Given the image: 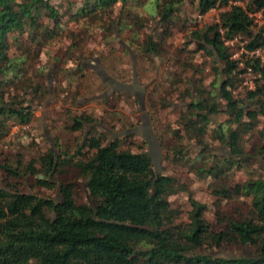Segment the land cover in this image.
<instances>
[{
	"label": "trees",
	"instance_id": "trees-1",
	"mask_svg": "<svg viewBox=\"0 0 264 264\" xmlns=\"http://www.w3.org/2000/svg\"><path fill=\"white\" fill-rule=\"evenodd\" d=\"M52 1L0 0V141L43 105L49 89L38 56L57 37L79 51L65 58L57 51L50 59L53 73L70 83L82 76L80 42L93 29L106 35L128 31L122 46L129 57L133 47L136 79V64L165 53L178 30L185 38L175 50L173 71L163 75L160 92L153 87L155 97L147 94L146 107L157 115L180 105L177 117L162 123L164 137L153 133L161 160L208 180L213 220L221 228L211 229L202 216L206 207L184 183L162 168L156 175L148 155L132 153L130 144L120 147L132 135L110 139L105 129L114 132L113 126L89 113L66 111V132L85 131L82 141L72 136L70 143L55 144L27 162L0 150V264H264V177L228 183L233 170L264 159V128L257 144L248 153L243 149L264 122V62L254 55L264 50V24L254 22L256 13L264 22V0H197L198 16L219 10L211 24L179 18L182 0H68L63 13ZM242 37L244 54L232 59L226 43ZM198 54L212 63L208 87L202 65L193 64ZM246 72L252 87L234 97ZM217 115L225 120L215 122ZM207 137L229 157L214 154ZM25 188L54 189L59 198ZM178 193L187 194V212L169 202Z\"/></svg>",
	"mask_w": 264,
	"mask_h": 264
},
{
	"label": "rangeland",
	"instance_id": "rangeland-1",
	"mask_svg": "<svg viewBox=\"0 0 264 264\" xmlns=\"http://www.w3.org/2000/svg\"><path fill=\"white\" fill-rule=\"evenodd\" d=\"M68 0H53L55 6L59 7V12L63 13ZM70 2L79 3L82 0H69ZM247 0H244L246 2ZM197 0L190 3L189 0H182L177 5V16L181 19H194L196 23L211 24L215 22L218 9H211L203 16L197 15ZM67 17H61V22H66ZM45 22V19H42ZM254 22L256 26L264 24L261 19L260 13L254 14ZM68 29L74 30L76 27L70 22ZM146 27V31L150 29ZM257 28H253L255 31ZM11 35V34H10ZM9 35V36H10ZM129 38L128 31L122 34H101L98 30L93 29L90 35H85L80 42L83 46V54L80 55L81 59L79 64L84 70L80 79L65 82L59 78L58 72L53 73L51 66V57L58 51H61L63 58L66 52H71L74 56L79 55L77 49H73L72 43L68 40L62 41L60 37L56 38L49 46L41 50L38 56V65L43 66V74L45 75L44 85L49 89L45 101L42 106H35L33 108L32 117L28 124L23 126H11L6 137L0 141V150L9 154H20L24 162L37 158L39 155L44 154L49 148L55 149L56 145L67 144L73 139L79 142L83 140L85 131L78 132L73 135L68 134L64 128L69 121L67 120L66 111L70 116L85 112L91 114L96 120H102L109 125L113 126L114 133L122 132L127 128H136V134H132L124 141L120 142L122 149L129 148L132 153L144 152L145 154H157L159 169L164 170L166 175H170L184 183L187 187L191 197L203 204L206 208L203 212V218L210 224L211 229L214 231L219 230L221 227L213 220V200L208 187V180H198L193 173H189L185 168L173 169L167 163H162L163 152L159 148L148 147L142 137L148 133L152 128L153 133L158 136L164 137V126L162 123L177 117L179 113V104L167 111H161L155 115L151 113L146 107V96L152 93L153 87L157 86V92L161 91V87L165 85L163 75L172 72V61L175 58L176 48H180L185 38L184 34L176 30L172 33L171 39H168L167 45L171 48L165 49V53H160L159 56L153 57L150 61H140L136 64V81L138 85L132 83V63L127 52L123 48V44L127 45ZM241 39V40H239ZM245 37L235 38L226 44L230 47L232 52L231 58L238 59L240 54L244 51L241 49ZM133 47L130 48L132 50ZM129 50V51H130ZM13 52V48L10 49ZM91 54L92 56H89ZM244 54V53H243ZM256 54V55H255ZM262 62H264V50L254 53ZM184 55L179 57L183 59ZM193 62L194 66L201 64L203 71V85H207L213 81V72L211 71L212 63L209 59L199 57ZM97 65V70H92V67ZM242 66L241 64L239 65ZM188 72V76L191 75ZM196 75L195 77H198ZM113 78L117 82L123 84L122 90L117 96L111 98L113 91V83L107 78ZM241 83L237 86L236 90L232 92L234 97L242 98L243 89H250L252 87V76L249 72L241 75ZM125 93V94H124ZM103 101H107L104 104ZM160 121H156L158 118ZM225 117L217 115L215 122H223ZM264 128V122L260 120L258 127L255 128L252 136H248L243 143L245 153H248L252 146L257 144L260 140L259 132ZM148 138V137H147ZM207 144L212 149V152L219 156H227L228 152L218 143L212 142L207 137ZM188 146L190 147L189 143ZM264 146V142H263ZM194 151L198 152L199 149L195 148ZM258 177H264V159H259L253 162L252 165H246L240 170H233L228 183L233 185L242 180H252ZM25 192L36 194L38 196L49 197L58 200L56 191L46 189H24ZM81 201H85V193L81 194ZM172 207H179L183 211L189 210V204L186 193H178L169 198ZM185 214L182 215V220H185Z\"/></svg>",
	"mask_w": 264,
	"mask_h": 264
},
{
	"label": "water",
	"instance_id": "water-1",
	"mask_svg": "<svg viewBox=\"0 0 264 264\" xmlns=\"http://www.w3.org/2000/svg\"><path fill=\"white\" fill-rule=\"evenodd\" d=\"M128 53L131 57V63H132V83H134V85H138L137 84V81L135 79V74H134V69H135V61H134V56L131 54V52L128 50ZM99 67L97 65L93 66L92 67V70H97ZM107 78V77H106ZM110 80V82H112L114 85H113V91L116 92V91H120L122 90V87H123V84L111 79V78H107ZM136 128H131V129H127L125 131H122V132H118V133H114V132H111L110 130H107L105 129V131L109 134V138L110 139H113V138H117L119 136H123V135H132V134H136ZM148 137V138H147ZM143 140L146 142L147 146L148 147H155L157 148L158 145H157V142L155 140V136L152 132V130L150 129L148 131V133L146 135H144V137H142ZM148 157L149 159L151 160V163H152V166H153V170L155 172V174L157 175L160 171L159 169V163H158V160H157V154L154 153V154H148Z\"/></svg>",
	"mask_w": 264,
	"mask_h": 264
}]
</instances>
